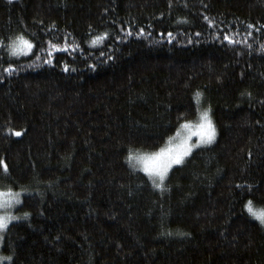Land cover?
<instances>
[{
    "label": "trees",
    "instance_id": "trees-1",
    "mask_svg": "<svg viewBox=\"0 0 264 264\" xmlns=\"http://www.w3.org/2000/svg\"><path fill=\"white\" fill-rule=\"evenodd\" d=\"M203 107L161 188L130 166ZM0 160V264H264V0H0Z\"/></svg>",
    "mask_w": 264,
    "mask_h": 264
},
{
    "label": "snow or ice",
    "instance_id": "snow-or-ice-1",
    "mask_svg": "<svg viewBox=\"0 0 264 264\" xmlns=\"http://www.w3.org/2000/svg\"><path fill=\"white\" fill-rule=\"evenodd\" d=\"M211 23V22H210ZM251 27V25H249ZM171 35V34H169ZM226 40H228L230 43L233 42V40L225 35L224 37ZM99 39L94 38V40ZM31 41L24 39L23 37H17V41H13L9 43V55L10 56H16L19 55L21 52H24L26 50H30L32 48ZM103 55V54H101ZM50 62V61H47ZM12 65L9 64L7 67L3 69L5 73L10 72L12 69ZM67 67V66H65ZM196 97H200V93L197 92ZM14 135L19 136L20 132L16 131L13 132ZM197 135L199 139L196 141L195 144H189L187 142V138H185L179 145H177L175 148H170L165 151L157 152L153 154L150 157H144V156H137L134 155L131 151H129L128 156L126 159L129 161L130 166L135 169L137 166L134 161H142L143 162V171L148 174L149 178H158L161 182L164 181L165 176L168 174V170L173 165H179L182 163L183 158L187 156L193 148L197 147L201 144H208L213 141L216 135V129L212 122V118L210 116V110L204 109L201 113V122L198 126ZM0 167L3 168L4 172H7V166L4 164L3 160H0ZM153 186L156 188H161L162 183H157L155 179H153ZM13 202L19 203V193L13 192L11 188L7 189L6 191L0 190V208H8L10 207ZM244 208L248 211L249 215L254 217L256 220H258L261 224H264V211H255L252 207V202L248 201L245 203ZM28 215L27 212L24 213V216L26 217ZM18 217L12 216L10 212H3L0 213V230L5 229L8 225V222L10 220H16ZM3 259H10V257H4Z\"/></svg>",
    "mask_w": 264,
    "mask_h": 264
},
{
    "label": "rangeland",
    "instance_id": "rangeland-1",
    "mask_svg": "<svg viewBox=\"0 0 264 264\" xmlns=\"http://www.w3.org/2000/svg\"><path fill=\"white\" fill-rule=\"evenodd\" d=\"M25 39V38H24ZM28 51V50H26ZM24 51V52H26ZM206 109L205 107L201 108V110L199 111L198 117L196 118V120L191 121V122H187L185 123L162 147H160L157 150L154 151H149V152H141V153H137L134 155L137 156H144V157H150L153 154L157 153V152H161V151H165L168 150L170 148H175L177 145H179L185 138H187V142L189 144H195L196 141L199 139L198 135H197V131H198V126L201 122V113L203 112V110ZM204 145V144H201ZM198 145V146H201ZM197 146V147H198ZM196 148V147H195ZM194 149V148H193ZM192 149V150H193ZM186 157V156H185ZM184 157V158H185ZM183 158V159H184ZM134 163L137 165L136 168H138L139 170L143 171V162L142 161H134ZM174 166V165H173ZM169 171V170H168ZM144 172V171H143ZM145 173V172H144ZM147 174V173H146ZM148 175V174H147ZM152 179H155L157 183H160L161 181L154 177ZM162 183V182H161ZM0 190H4L6 191L7 189H1ZM13 192H18L19 193V203H15L13 202V204L8 207V208H0V213H3L5 211L10 212L12 216H16L19 218V211H18V206L20 204L21 201V193L19 191L16 190H12ZM253 207V206H252ZM253 209L255 211H264L263 209H258V208H254ZM13 220H10L9 222H11ZM8 222V223H9ZM5 229L0 230V246L2 243V236L4 233ZM5 260V259H4ZM1 261V260H0ZM2 262V261H1Z\"/></svg>",
    "mask_w": 264,
    "mask_h": 264
}]
</instances>
